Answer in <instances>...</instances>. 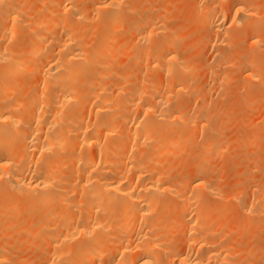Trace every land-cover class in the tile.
Listing matches in <instances>:
<instances>
[{"label": "bare ground", "instance_id": "6f19581e", "mask_svg": "<svg viewBox=\"0 0 264 264\" xmlns=\"http://www.w3.org/2000/svg\"><path fill=\"white\" fill-rule=\"evenodd\" d=\"M38 1L40 4L38 6L36 4V8L23 4V0L22 3L19 0L16 3H12V0H0V224L5 223L8 218L19 221L20 223L15 221L19 223L18 225L26 224L24 227L29 229H24L25 236L29 233L31 239L35 237L32 252L34 258H38V262L34 264H238L232 259L236 256L237 250L229 248L230 245L224 248V245L228 244L227 241L222 243L223 247H218V243H221L218 239L225 230L226 223L225 219L217 217L221 214L218 208L220 209L221 206L224 212L225 207L221 205L223 202L219 205L216 203L217 200L215 202L213 199L215 205L219 206L216 208L219 215L215 217L214 205L211 208L213 203L210 201V205L208 198L210 200L215 195L218 197L219 192L216 194L209 185L210 180L206 179L208 175L205 174V169L190 168L187 177L183 174L185 178L169 181L171 171L176 168L175 163L170 165L169 162L171 163L178 153L181 154L179 150L185 143H188L189 147L191 139L196 140L190 136L192 129L195 128L196 134L200 135L210 129L207 120L211 117L208 118L206 115L197 117L198 114L193 116V112L191 111L190 114V109L188 110L190 106L187 105L188 108L185 109L179 103L178 95H189L188 93L191 92L187 86V79L183 80L180 75L189 67L177 53L176 43L180 40V34H168V36L165 33L166 26L163 27L160 18H164L166 13L156 8L159 13L163 12V16L160 14L162 17H158L160 15L155 9L158 16L151 12L148 13L149 15L145 13L128 21L127 12L135 11L138 5L134 1H131L134 4L130 3L132 6L128 0H89L87 6L81 4L85 0ZM205 1L210 3L208 9L210 13L208 15L206 10L205 14L208 18L205 16L203 18L206 19L204 25L211 29L209 42L222 44L226 40L233 41L232 35H228L230 31L228 27L231 26L232 31V28L238 25L240 30L235 34L238 39H249L248 45L251 47L261 46L263 36L254 32L249 34V29L260 27L259 21L254 20L257 17V10L247 5L249 2L246 4V0H231L230 5L223 8L218 6L219 0ZM29 3L31 5V2ZM40 8L45 10L42 9L41 12ZM87 30L89 33L87 32L86 36ZM174 30L172 29L173 33ZM120 31H126V35L132 33V39L129 40L130 36L127 37L121 45L118 39V32L122 33ZM159 35L164 36L158 41L151 42L152 36ZM87 37L90 40L93 38L92 43ZM84 38L88 40L84 41ZM87 43H90V46ZM228 45L230 46L229 43ZM123 46L136 48L134 60L136 59V63L139 62L138 66L142 65L141 68L146 67L145 73L149 69V72L151 70L159 72L155 73L154 77L153 71L150 72L152 75L146 73L145 77H153L149 83L143 79L144 75L143 78L139 77L145 83L140 81V78L135 79L142 70L135 75L133 74L135 67L132 70L129 68H126L129 70L124 69L125 71L120 70L122 71L121 73L119 71L120 77L117 76L118 71L113 64L116 61L115 55H119L115 54V51L122 53L120 47ZM128 50L124 52L127 53ZM256 50L258 49L253 50V53ZM260 53L264 58V51ZM132 54L130 56H133ZM250 58L247 59V63H241L246 65V70L242 72V75L245 74V82L253 78L261 79V71L255 70L262 68L263 64H260L257 58ZM27 74L35 75L36 79L24 86L22 84L25 82L22 78L25 79L24 76ZM111 76L117 77L113 79ZM109 77L111 83L108 82ZM245 79L242 81L244 82ZM253 89L256 91L255 88ZM172 100L176 102L175 105L172 104ZM200 111L199 108L197 112ZM188 130L190 134H187ZM195 132L192 134L194 135ZM259 136H255L257 141ZM192 144L193 141L191 147L194 146ZM216 144L214 140H209L205 150L201 151L203 157H207L210 149ZM186 147L183 149H188ZM173 175L172 177L175 178ZM227 179L230 177L224 181ZM246 180L243 179V183ZM236 192L230 194H233V197H230L234 200L240 197V192ZM262 192L260 188L252 192L254 201L264 198ZM168 196H175L181 200L182 204L179 202L180 207L177 209L179 208L178 212H182L181 214L185 213V218L187 212H191L196 205L192 210L195 216L187 218L188 222L185 226L182 225L183 223H178L181 221L172 224L174 230L184 226L183 232H185V239L182 240L183 250L180 247L179 254H176L178 250L177 252L174 250L175 255L171 253L172 249V251L169 249L170 253L166 252L167 248L165 249L171 241L169 236H167L169 239H165L164 236L168 235L167 231H172L171 227L169 226L171 230L169 227L162 229V224L158 223L160 218L157 221L156 216L152 215L157 207L160 211L161 203L162 208L164 203L166 206L171 204L165 201ZM170 198L171 201L174 200ZM246 199L252 200L248 196ZM248 204L251 207L254 205ZM237 205L236 208L239 206ZM245 205L242 208L247 213H243L242 210V214L246 221L245 215L253 214L251 210L254 207L251 208L250 205L245 207ZM228 208L231 207L228 206L227 210ZM228 212L227 214L232 216L234 210L232 213ZM170 213L171 217L173 215L171 210ZM249 214L247 216L252 215ZM164 216L163 214L160 217ZM184 217L180 219L182 222L186 221ZM214 219L217 222L215 221L213 227ZM248 220L244 225L247 226ZM232 223L234 225V222ZM242 223L240 222L239 226ZM6 225L10 224L6 223ZM14 225L11 224L9 228L11 229L12 226L17 228L18 225ZM136 225L138 230L136 229L134 233L133 228H137ZM5 229H2L3 232H6ZM243 230L240 227L235 233L242 234ZM130 233H134L133 239L131 238L133 234ZM73 242L75 245L71 248L70 244ZM4 251V249L0 250V264H5L6 261V251ZM263 253L261 255H264ZM69 256H71L70 260H68Z\"/></svg>", "mask_w": 264, "mask_h": 264}, {"label": "rangeland", "instance_id": "374dc122", "mask_svg": "<svg viewBox=\"0 0 264 264\" xmlns=\"http://www.w3.org/2000/svg\"><path fill=\"white\" fill-rule=\"evenodd\" d=\"M16 1L12 0V3H14V2L16 3ZM20 1L22 3V0H19V2ZM24 1H25V3H24ZM35 1H37V2H35ZM128 1H129V4L132 3L131 1H134V3H136V5L138 4L135 11L127 12L126 19L128 21L134 20V19L138 18L141 15L143 16L145 13H147L146 15H149L151 12H153L155 15H157L156 13L157 12L159 13V10H161V11L163 10L166 13L165 15L163 14V12L158 14V15H160V14L162 15L163 14L164 18H160L163 15L162 16L161 15L160 16L157 15L162 20V22L164 24L163 27L166 26L164 30H166L167 32L163 31V34H164V32L167 33V35L168 34L169 35L180 34V38H179L180 40H178V42L176 43V48H177V51H178L177 53L179 54L178 56H180L179 58H181V60L183 62L185 60V63L188 64L189 69L191 68V70H189L187 68L188 71L184 70L182 72L184 74H180L183 80L185 78L188 80V81L186 80V82L188 83L187 86H188V89H190L189 91H191V92H189V93L187 92L189 95H186V94L178 95L179 96L178 97L179 103H181L185 107V109L188 108L187 105L190 106V108H188V110L190 109L189 110L190 114H192L191 111L193 112V114H192L193 116H196L198 114L197 117H202L203 115H206V117L208 116V118L211 117V119H209V120H207L208 118L207 119L205 118L208 121L207 124H209L208 126H209L210 129L207 132H205L203 135L202 134L201 135L200 134H196L195 128H194V130L193 129L191 130L192 133L195 132L194 135L189 131L190 129L187 131V134L191 133L190 136H192V138H195L196 140L191 139V142H189V144H190L189 147L187 146L188 143H185L183 145V147L180 148V150H179V152L181 151V154L178 153L177 156L172 159V162L171 163L169 162L170 165H173L175 163L176 165L175 164L174 165L176 166V168L175 167H174V169L171 168V170L173 169L172 170L173 172L170 170L171 171V174H170L171 177L174 174L173 176L175 178L172 177V179H171V177L169 175L168 177H170L169 178L170 180L169 179L168 180L169 181H173V180L176 181V180H178L176 178H183L184 177V176H182L183 174L185 175V177H187L188 176V171H189L190 168L203 167L205 169V171H206L205 174L207 173V175H208V177L206 175L207 181L210 180L208 182L209 185L212 187V189L215 191L216 194H218L217 192H219V196L218 197H217V195H215V197H211L210 200L208 198L209 204L211 205V203H213L211 205V208L214 205L213 209L215 208V211L217 212L216 208H218L219 206L217 204L215 205L216 200H217L216 203H218L219 205L221 204V202H223V204H221V205L222 206L224 205V207H225V209L223 208V210H225L224 211L225 213L222 212L221 206H220L221 210L218 208V211H221L220 212L221 216L219 215V212L216 213L214 211L215 212V217L217 215H219L217 217L219 219L220 218L225 219V222H226L225 226H224L225 230H223L222 234H221L222 238L220 237V239H218L217 236H216V238L218 240H220V242H221V243H218V240H217L216 247H217V243H218V247L219 248L223 247L222 245L227 241L226 243H228V244H225L224 248L228 247V245H230L231 247L229 246V248L237 250L235 252L236 256L234 257L235 254L233 253L232 256L234 258H232V259H234V261L236 260L238 262V264H264V255H261L262 252H264V198L263 199H259L257 201H254L255 198L253 197V194H252V192L255 189L257 191V190H259V188H260V192H262V191L264 192V187H262V185L264 186V184H263L264 183V165L261 166L262 164H264V133H263L264 132V94H263L264 92H262V91H264L263 90L264 88H262V86L264 87V75H263L264 74V63H262L264 61V58H262V56L260 55L261 54L260 51L261 52L264 51V25H262L264 23V11H263V9H264V0H252L253 2L251 0H246L245 1L246 4H247V2H249L247 5H250V6H252V8L254 7V9L257 10V17H255L254 20H256V22L259 21L260 27L258 29H249V31H250L249 34L254 32L256 34H259L261 37L263 36L262 37V41L263 42H262L261 46H259L260 48L259 47H254L253 45H252V47H251V45L249 46L248 45V43H250L249 39H245V38H242V40L238 39L237 35H235L236 32H238V30H240L239 29L240 27H238V25L236 27L232 28V31H231V28H230L231 26L228 27V29H230V31H228V33H229L228 35L229 36L232 35L231 37L233 38L232 39L233 41H231V42L228 41L227 42V40H226V42H223L222 44H220V42L219 43L218 42L215 43L214 41L209 42L211 40L210 39L211 38V29L208 26L204 25L205 22H206V19H203V18H204V16L206 17L205 14L207 12H208V15L210 13V11H208V9H210V3H208L205 0H201V1L200 0H198V1L197 0H128ZM219 1L221 3L219 2L218 6H220V7L222 6L223 8H227L230 5V3H231V0H219ZM29 2H31V5H30ZM88 2H89V0H87V1L85 0L81 4L82 5L85 4V6H87ZM134 3H132V4H134ZM164 3H165V5H164ZM197 3H198V5H197ZM23 4H25V5L29 4L30 6L28 5V7H36V4L38 6L40 3H39L38 0H34V1L33 0H23ZM132 4H130V5L132 6ZM257 7H258V9H257ZM156 8H158L159 10L156 9ZM205 8H207V9H205ZM42 9H43V11L45 10L44 8H42ZM42 9L40 8V11ZM155 9L157 10L156 13H155V11H156ZM170 10H171V14H170ZM206 10H207V12H206ZM43 11H41V12H43ZM208 15H207L206 18H208ZM174 28H175V30H174ZM172 29L175 31L174 33L172 32ZM209 30H210V32H209ZM170 31L172 33H170ZM87 32L89 33V30H87L85 32L86 36H87ZM120 32H122V33L118 32V34H119L118 36L119 37L118 36L117 37H118L121 45H122V42L127 37L130 36L129 37L130 39L129 38L128 39L129 40L132 39V33H130V35L127 33V35H126V31H120ZM204 33H206V34L203 35ZM88 35H90V34H88ZM233 35H235V38H234ZM163 36L161 35V37H160V35H159L158 36L159 39L156 36H152L153 38H150L151 42L158 41ZM200 37H201L202 40L200 39ZM248 37H246V38H248ZM87 38L89 39V37H87ZM87 38H84V41ZM89 41L92 43L93 38H92V40L89 39ZM212 42H214V43L212 44ZM239 42H242V43H239ZM225 43H227V45ZM228 43L230 44V46L228 45ZM146 44L148 45V44H151V43H146ZM215 44H218V45H215ZM239 45H240V47H239ZM248 47H250L249 48L250 50L248 49ZM184 48H186L187 50L184 49ZM219 48H221L220 51H219ZM235 48H237V49H235ZM126 49H129L128 51H130V50H132V51L131 52L127 51V53H126V52H124V51H126ZM240 49H241V51H240ZM255 49H258V50L254 51V53H253V50H255ZM120 50H122V53L120 51L119 52L115 51V54H117L119 56L115 55L116 61L113 64V66H116L115 70L117 69L116 71H118L117 72L118 73L117 76H119V74L122 72L120 70H124L126 68H129L130 70H132L135 67V69H133V71H135L133 74L137 75V73L141 69H142L141 70L142 73H140L141 72L140 71L138 76L136 78L133 77V79L134 78L135 79L140 78L139 79L140 81L144 82V80H145L146 83H149L152 80V78L154 77L156 71H154V70L150 71L151 73L153 71V73H152L153 77L152 76H147V77H149V79L147 77H145L147 74L148 75L151 74L149 72L150 69L146 70L147 71L146 72L147 74H146L145 70H144V69H146V67L144 66L143 68H141L140 67V66H142L141 64H140V66H138L139 62L136 63V61H135L136 59L134 60V57H135V55L137 53V52H134V51H136V48H129L128 46H126V47L123 46V47H120ZM251 50H252V52H251ZM179 52H181V53H179ZM131 54L133 56H130ZM228 54H230V55H228ZM238 54L241 57L240 56L238 57ZM256 55H260V56L256 57ZM131 57H133V59ZM226 57H228V58H226ZM248 57L250 59H253V58L256 59L257 58V61H259L260 64H263L262 68L259 67L258 70H255L257 72L258 71L259 72L260 71L263 72L262 75H261V72H260L261 79L258 78L257 79L258 81L256 79H254V78L252 79L253 81L251 79H249V80H247L249 85H248L247 82H245L246 81V79L244 78L245 74L243 73V75H242V72H244L246 70L245 69L246 65H244V64L242 65L241 64V63H247V61H248L247 59H249ZM259 57H260V59H259ZM133 60L135 61V63H134ZM130 62L132 64L134 63L133 66H132V64ZM192 63L195 64V65H192ZM122 64H123V66H122ZM260 64H259V66H260ZM241 65H242L243 68L241 67ZM117 66H119V67L121 66V67L119 68ZM238 66H239V68L237 69ZM216 67H217V69H216ZM209 68H210V70H209ZM129 69H126V70H129ZM193 69L196 70V71H194ZM119 71H120V73H119ZM157 73H159V72L157 71ZM216 74H218L219 76L216 75ZM112 75H114V74H112ZM135 75H133V76H135ZM143 75H144V78H143ZM26 76H28V78H26ZM117 76H115V77L111 76V78L114 79ZM139 76H142V78L144 80H141L142 78L139 77ZM176 76H178V75H176ZM176 76H175L176 79H178V77H180V76H178V77H176ZM185 76H187V77H185ZM221 76H223V77H221ZM24 77H25L26 80L21 77L24 80V82H25L24 84H22L24 86L28 85L26 83H28L29 81L33 82L36 79L35 75H31V74H27ZM241 77H243V78H241ZM20 79H19V81H20ZM22 79H21V82L23 83ZM243 79H245L244 80L245 86H243L244 85V82L242 81ZM109 80H108V82L111 83L110 77H109ZM139 80H136V81H139ZM117 81H118V78H117ZM250 81H252V82H250ZM190 82H192V83H190ZM131 85H130V88L132 87ZM252 88H255L256 91H254V89L252 90ZM191 89H193V90H191ZM196 89H198L199 91L196 90ZM260 89H262L261 92H260ZM206 90H207L208 93L205 92ZM253 92H255V93H253ZM200 93H201V95H200ZM189 96H190V98H189ZM211 98H212V100H211ZM173 99L175 100L176 98H173ZM174 100H172L173 101L172 104L175 105L176 102L174 103ZM202 100L204 101V103H203ZM190 102H192V103L190 104ZM208 104H209V107H208ZM195 105H196V108H195ZM200 105L203 108H201ZM199 108L201 109V111L197 112V111H199ZM208 110H210V111H208ZM211 110H213V111L211 112ZM203 111H205V112H203ZM207 113H208V115H207ZM212 113H214V114H212ZM211 114H212V116H211ZM209 121H211V122H209ZM221 123H222V126H221ZM212 125L214 126V128H213ZM257 130H258V132H257ZM260 131H262V133ZM254 132H257L258 134L254 133ZM259 134H260V136H259ZM195 135L197 137H194ZM257 135L260 137L258 139V141L256 140V137H255ZM215 137L217 138V140L218 139L219 140L217 141ZM243 137H245V139L247 141ZM254 139H255V141H253ZM209 140H214L217 144L215 145V147H212V149H210V153L207 155V157H203V153L201 151L205 150V146H206V144L208 143ZM192 141H193L192 146L194 145L193 146L194 148L191 147ZM194 143H196V144H194ZM195 145H197V146H195ZM184 147H186L188 149L185 150V149H183ZM191 148H193V149H191ZM240 148H242V149H240ZM182 149H183V151H182ZM196 152H198V154ZM185 153L187 155H185ZM199 154H202V155H199ZM248 154H249V156L245 157V155H248ZM255 155L258 156V157L256 158ZM259 157H260V159H259ZM200 159H201V163H199ZM168 160L169 159H167V161ZM197 160H199V161H197ZM250 160H252V161H250ZM167 161H166V163H167ZM253 161H254V163H253ZM251 163H253V164H251ZM179 165H181V167ZM232 166L234 167V169H232L233 168ZM256 166H259V168L256 167ZM171 167H173V166H171ZM253 169H255V170H253ZM257 169L259 170V172H258ZM209 172L210 173L212 172V173L210 174ZM175 173L178 176L175 175ZM259 173H260V177H259ZM212 174L214 176H212ZM226 175H227V177H230V179L225 180L226 181L225 182L224 179L227 178ZM210 178H212V179H210ZM222 178H223V180H222ZM218 179L221 180V181H219ZM243 179L244 180L247 179V180L244 181V183H243ZM234 182H235V184H233ZM229 183H231V184L229 185ZM230 188H232V189H230ZM246 188H247V190L248 189L249 190L247 191ZM251 188H252V190H251ZM228 189H230V190H228ZM261 189H263V190L261 191ZM237 190H239V191L236 192ZM234 192H236V193L240 192L239 193L240 197H238L240 200L239 199L238 200H234V199L231 198V197H233L232 196L233 194L232 195H230V194L234 193ZM227 193H228V195H227ZM220 195H221V197H220ZM247 196H248V198H252V200L251 199H249V200L246 199ZM168 197L166 198L165 201H166V203L167 202L171 203V204H167L169 207L166 206L165 203H164V205H163L164 208H162L161 207L162 203L160 205L158 203L160 211H158V207H157V209H155V211L153 212L154 214H152V215L156 216V220L157 221L160 218L158 223L160 225L162 224L161 225L162 229H164L166 227H169V226L171 227L172 231H170V232L167 231L168 235H166L167 232L164 231L165 229L163 230L164 232H166L165 233L166 236L163 235L164 238L165 239L166 238L169 239V237H170L169 241H171V242H168V246L165 247V249L167 248L168 251H166V250L165 251L169 252V249L170 250L172 249L173 252H171V253L173 255H175L174 254V252H175L174 250H176V252L178 250L179 252H177V253L175 252V253L179 254L181 252L180 251V247L184 246V241H182L183 239H185V235H184L185 232H183V227L185 226V223L188 222V220H186L187 218L189 219V217L191 218V217L195 216L194 215L195 212L192 211V210L196 207V205H195V207L193 206V209L191 210V212L190 211L187 212L186 215L188 217L186 216V218H185L184 217L185 213L181 214L182 212H178L179 208L177 209V207H180V204H182L181 200L177 199L175 196H168ZM170 197H172V199H174V200L171 201ZM167 199H169L171 202L167 201ZM213 199L215 200V202H213L214 201ZM244 200H247L246 201L247 203ZM210 201H212V202L210 203ZM234 201H236L239 206ZM179 202H180V204H179ZM248 203L254 204V205H252L254 208L251 207V205L248 204ZM235 205H237L238 207L236 208ZM244 205H245V207L246 206L249 207V205H250V207L254 209V210L253 209L251 210V208H250V210L253 211V214L250 213V214H252L251 216H247L249 213L247 215H245L247 217V218H245L246 221H247V219L250 220V221L248 220L247 226L244 225L246 223V221L244 220V216L242 214V210H244L242 208V206L244 207ZM228 206L231 207L234 210V212L236 211L235 214H234V212H233V210L231 208L230 209L228 208V210H230V212H228V210H227ZM165 207H167V209L168 208H170V209L167 210V209H165ZM174 207L176 208L175 210H174ZM239 207H240V209H239ZM161 209L163 211L164 210L165 211L163 212V211H161ZM213 209H212V211H213ZM237 209H238V213H237ZM170 210H171V212L173 214V215H171V217L174 220H172L171 217L169 216L171 214ZM255 210H258V211H255ZM166 211H168L169 213L166 212ZM173 211H175V212H173ZM226 211L228 213H232L233 212L232 216H231V214L228 215ZM214 212H213V214H214ZM244 212H245V210L243 211V213ZM191 213H192V215L190 216ZM245 213H247V212H245ZM159 214H161L160 216H163V214L165 216L161 218L159 216ZM152 215H151V217H152ZM222 215H224V216H222ZM183 217H184V220H186L185 222L184 221L182 222V220H180ZM210 217L212 218L211 214H210ZM176 218L178 220H176ZM213 218H214V215H213ZM12 219H13V221H12ZM154 219H155V217H154ZM162 220H164V221H162ZM170 220L173 221V222L171 223ZM243 220L245 222H243ZM15 221L16 220L14 218H8V220L4 221L5 223L1 222L2 225H4V224L6 225V223L10 224L8 226L6 225L7 226V230L5 229L6 226L3 227L0 224V228L2 227L0 229V235H2V237L0 236V250L2 251L4 249L6 251V253H5V256H6L5 264H34L35 262H38V258L37 259L34 258V253L32 252L33 251V244L35 242V237H33V239H31L32 237H31V235L29 233H27V235H26L27 237H26L25 236V234H26V231H25L26 229L25 228H27V227H24L26 224L24 223V226H22L23 224L21 223L20 224L21 226H20V225H18L20 222L16 221V222H19V223H16ZM168 221H169V224H167ZM176 221H181V222H178V223H183L182 224V225H184L183 227H181V224L179 225V228L181 227L182 229L181 228L180 229L175 228L176 230H174L172 228V224L173 225L176 224ZM215 221L217 222L216 219L212 220L213 227H214V224H216ZM232 222H234V225H233ZM240 222L241 223L243 222L242 225L240 224L241 226H239ZM14 223H16L15 225H18L17 228L16 227L13 228V226H12L13 229L12 228L10 229L9 227L11 226V224L14 225ZM250 224H252V225H250ZM160 225H158V226L160 227ZM137 226L138 225H136V227ZM232 226H234V227H232ZM170 227H169V230H171ZM240 227L243 228L244 230L242 231V234H241V232H239V234H240V236H239V234L235 233V232ZM2 229H5L4 231H6V232H3ZM27 229H29V228H27ZM136 229L138 230V227L137 228H133L134 233H135V231H137ZM19 230H21V231H19ZM22 231L24 233H22ZM175 231H176V233H175ZM225 231H226V233H224ZM9 232H11V233H9ZM15 232H17V233H15ZM5 233H6V235H5ZM134 233H130V234H133L132 237L129 234V236L132 239L134 238ZM179 233L182 234L183 236L179 235ZM249 233H251V234H249ZM160 234H163V233L160 232ZM170 234L171 235L175 234V235L171 236ZM28 235H30V236H28ZM225 235H227V237ZM160 236H162V235H160ZM167 236H169V237H167ZM232 236H234V238ZM111 237H113V236L111 235ZM111 237H110V239H111ZM181 237H182V239H181ZM107 239H106V242H107ZM110 239H108V240H110ZM238 239H239V241H238ZM76 242H77V240H76ZM108 242H110V241H108ZM112 242H114V240H112ZM25 243L27 245H29L30 247L27 246ZM73 243L70 244L71 248L74 247V245H75V243L74 244ZM237 243H238V245L236 246ZM72 244H73V246H72ZM180 244H181V246H180ZM219 244H220V246H219ZM31 245H32V247H31ZM182 250H183V247H182ZM235 250H233V251H235ZM258 251H259V253H258ZM193 254L196 255V253H194V252H193ZM71 256H69L68 260L71 259ZM72 257H74V256H72Z\"/></svg>", "mask_w": 264, "mask_h": 264}]
</instances>
